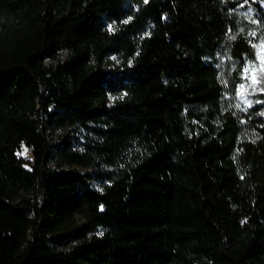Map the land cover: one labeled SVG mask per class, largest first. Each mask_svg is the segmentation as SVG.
Here are the masks:
<instances>
[{
    "label": "trees",
    "instance_id": "1",
    "mask_svg": "<svg viewBox=\"0 0 264 264\" xmlns=\"http://www.w3.org/2000/svg\"><path fill=\"white\" fill-rule=\"evenodd\" d=\"M252 23L264 0H0V264H264Z\"/></svg>",
    "mask_w": 264,
    "mask_h": 264
},
{
    "label": "rangeland",
    "instance_id": "2",
    "mask_svg": "<svg viewBox=\"0 0 264 264\" xmlns=\"http://www.w3.org/2000/svg\"><path fill=\"white\" fill-rule=\"evenodd\" d=\"M248 36H251L253 38V45H254V53H255V61L261 70H264V32L261 28V25L258 23H252L251 24V30L247 32ZM61 57L63 56V53L61 52L59 54ZM112 58V56H111ZM48 60L45 59V62ZM118 63L117 60L114 62H110V64ZM17 153L19 155H24L29 157L30 153L27 147L24 144H21L20 147L17 150Z\"/></svg>",
    "mask_w": 264,
    "mask_h": 264
},
{
    "label": "snow or ice",
    "instance_id": "3",
    "mask_svg": "<svg viewBox=\"0 0 264 264\" xmlns=\"http://www.w3.org/2000/svg\"><path fill=\"white\" fill-rule=\"evenodd\" d=\"M145 2H147V0H145ZM111 27H112V26H111V25H109V29H110V30H111Z\"/></svg>",
    "mask_w": 264,
    "mask_h": 264
}]
</instances>
